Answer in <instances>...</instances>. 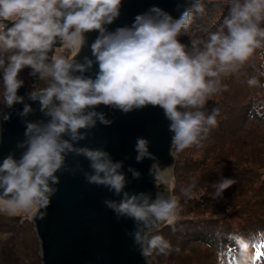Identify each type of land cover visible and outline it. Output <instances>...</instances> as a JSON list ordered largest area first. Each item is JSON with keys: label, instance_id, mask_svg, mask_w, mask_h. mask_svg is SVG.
<instances>
[{"label": "clouds", "instance_id": "obj_1", "mask_svg": "<svg viewBox=\"0 0 264 264\" xmlns=\"http://www.w3.org/2000/svg\"><path fill=\"white\" fill-rule=\"evenodd\" d=\"M121 0H0V103L7 108L22 104L19 113L33 112L24 96L17 94L24 81L20 72L47 81L42 89L26 93L39 103L47 118L26 122L23 149L17 159L12 154L0 162V213L27 214L44 219L51 198L57 192V172L65 170L69 154L89 162V184L107 188L118 200L104 201L117 218L131 219L132 233L143 257L168 256L172 246L156 234L161 224L173 225L180 211V198L158 191L150 194L126 191L127 178L122 162H114L101 149L77 147L97 121L110 125L100 105L128 113L148 105L159 106L170 122L171 148L176 152L192 146L202 147L210 128L217 124L218 107L206 112L209 97L227 90L223 78L239 76L258 49H264V0H230L227 14L206 38L192 41L189 48L178 37L187 35L197 14L204 12L203 0H192L178 19L158 7H151L134 18L131 26L108 31L106 26L120 14ZM10 22L11 26L8 23ZM96 31L91 53L98 65L94 78L84 75L93 60L76 59L86 44V33ZM72 50L71 58L51 54L54 45ZM247 80L250 88L264 87V63ZM10 116L2 114V120ZM135 160H152L149 175L155 184H175L171 167H162L148 151V141L138 138ZM133 179L140 173L129 167ZM222 179L212 185L216 197L234 184ZM193 179L180 189V196L196 195ZM233 245L219 244L217 264H257L256 250L264 243V232L245 238L230 235ZM179 249H176L178 251Z\"/></svg>", "mask_w": 264, "mask_h": 264}, {"label": "water", "instance_id": "obj_2", "mask_svg": "<svg viewBox=\"0 0 264 264\" xmlns=\"http://www.w3.org/2000/svg\"><path fill=\"white\" fill-rule=\"evenodd\" d=\"M192 4V0H121L118 18L106 28L115 31L118 27L131 26L138 14H143L151 7H158L174 19ZM11 26L10 22H6ZM86 44L76 59L83 63L87 57L93 60V66L84 75L93 77L98 72V65L91 53V44L98 33H86ZM59 43L54 45L58 48ZM50 53L49 55H51ZM17 94L24 96L33 112L27 117L19 113L22 104L12 108L3 105L0 113V162L9 154L19 158L23 149L18 145L25 140L26 122L45 120L39 111V103L28 99L27 82ZM96 111L104 114L110 125L97 121L94 128L86 133V139L79 141L77 147L101 149L108 152L114 162H122V171L127 178L126 191L146 193L155 198L158 191L171 194V184H155L149 175L152 160L145 158L138 163L135 145L138 138L148 141V151L156 157L162 167L175 168V158L171 148L172 133L170 122L159 107L148 105L141 109L123 113L118 109L100 105ZM2 114H8V121L2 120ZM66 169L57 172L59 183L54 187L57 192L50 200L44 219L30 221L38 241V257L41 264H150L149 257H143L139 246L135 244L132 233L135 225L131 219L117 218L116 214L106 207L104 201L118 200L107 188L89 184L85 173L90 172L89 162L83 156L69 154ZM131 167L140 173L139 179H133L127 169ZM161 224L159 229L164 226Z\"/></svg>", "mask_w": 264, "mask_h": 264}, {"label": "rangeland", "instance_id": "obj_3", "mask_svg": "<svg viewBox=\"0 0 264 264\" xmlns=\"http://www.w3.org/2000/svg\"><path fill=\"white\" fill-rule=\"evenodd\" d=\"M229 3L230 0H223L221 8L209 16L207 14L205 16L197 14L188 34L179 36V41L190 48L192 41L206 38L207 32L212 31L210 25L219 21L220 16L223 14L222 11L228 8ZM71 53L72 50L62 49L61 47L54 50V54H61L68 58H71ZM262 63H264V51L258 49L252 59L242 67L238 77L228 76L223 78L222 83L227 85V90L209 97L204 106L203 110L206 112L213 107L220 109L217 123L220 122L223 127L227 123V117L237 120L239 128L235 127L233 122L231 123L235 129L231 133V137L228 135L230 130L223 134L219 125L217 133L213 131L212 134L214 142L209 144L210 146L206 148V151L201 152L204 147L202 149L187 148L183 153L184 155L180 158L177 157L180 162L174 156L176 162L173 169L175 184H171V194L179 196L182 204V201L186 199L180 196V189L186 187L194 179L197 184L196 197L203 195L212 198L211 203L204 205L198 204L196 200L185 202L181 205L182 211L179 212L177 219L192 217L193 221L196 222L200 221L202 216L215 218L221 217L222 213L227 215L230 212L236 214L231 219L233 226L241 224V221L238 220L240 217L246 221H243L244 224L250 223V225H253L254 221H252L253 216L251 213H258L264 207V164L254 166L256 157L264 158V108L254 105L264 100V87H244L245 76L251 78L256 75L250 65L254 64L259 68ZM30 73L31 69L25 68L19 74L20 79H26L28 92L34 88L42 89L46 86L47 81L39 80ZM261 83L264 84V78H261ZM0 88H2V78H0ZM246 88L248 92L247 100L244 95ZM233 104H236L237 107ZM2 108L3 104L0 103V113ZM225 108H229L231 112H228ZM212 146H215L214 149L222 146L223 150L212 152ZM172 151L174 155V149ZM205 152H211V154L207 157L203 154ZM205 158L208 165L211 162L209 158H212L214 166L217 168L204 169L200 167L197 168L196 172L191 170V162L204 160ZM182 164H186L187 167L181 169L180 172H176V167L181 168ZM200 165L202 163L197 166ZM247 165L250 167H247ZM221 172H226V179H232L235 183L223 191L222 194L226 195L225 197H216L213 194L214 188L212 185L224 179L219 178ZM232 194H243L242 206L238 202L240 198L238 196L232 197ZM241 212L246 215L243 216ZM183 226L185 224H179V227L182 228ZM177 234L178 238L175 241L170 239L172 235H164V238L170 242L173 251L168 256L153 254L156 257L154 259L149 256L150 264H217L216 247L214 245L209 242L205 245L195 238L181 241L179 238L181 232ZM230 244L233 245L234 243ZM176 249L179 250L176 251ZM38 260V241L35 237L30 216L20 214L10 217L0 213V264H41Z\"/></svg>", "mask_w": 264, "mask_h": 264}, {"label": "trees", "instance_id": "obj_4", "mask_svg": "<svg viewBox=\"0 0 264 264\" xmlns=\"http://www.w3.org/2000/svg\"><path fill=\"white\" fill-rule=\"evenodd\" d=\"M221 3H223V0H203L204 12L201 14H198V15L205 16L207 14L209 16L211 14H214L217 10H219L221 8ZM227 10H228V8L224 9L222 11L223 14L220 16V19L218 22H215V23L210 25L212 31H215L217 25L220 23V21L223 19V17L227 14ZM262 26H264V25H262ZM260 50H262V49H260ZM263 51H264V49H263ZM245 78H246V80H244V87H247L248 86L247 80L250 77H247V75H246ZM247 88L244 91V95H245L246 100H247V95H248ZM219 105L222 107V105L220 103H219ZM233 105H235V107H237L236 104H233ZM254 105L256 107H263L264 108V100L262 102H259L258 104H254ZM225 109L228 110V112H231V110L229 108H225ZM226 122L227 123H225L224 127L221 126L220 122H219L216 124L215 127L210 128V131H209L206 139L202 142V147H196L194 145V146H192V149H195V148L202 149L204 147V149L201 150V152L206 151L207 150L206 148H208L210 146L209 144H212L214 142L213 141L214 137H212V134H213V131L217 133L219 125L221 126V131L223 134L227 133L226 132L227 130H230V132L228 133L229 136L235 130L234 127L231 125L232 122H233L235 127L239 128L237 125V120H235V118H228L227 117ZM263 125H264V123H263ZM211 148H212L211 149L212 152L213 151L220 152L223 150L222 146H218V147H216V149H214L215 146H212ZM240 150H241V148H240ZM185 151L186 150H183L182 152H176L174 149V156L176 158L177 157L180 158L182 155H184L183 153H185ZM188 151H190V150H188ZM242 153H243V151H242ZM203 154L208 157V155L211 154V152H205ZM206 158L204 160L191 162L190 163L191 170L196 172L198 170L197 168H200V167H202L204 169L209 168V167L217 168L216 166H214V161L212 158H209V160H211L209 165L207 164ZM178 162H180L179 159H178ZM199 163H202V165L197 166V165H199ZM175 164H176V162H175ZM260 164H264V158L263 157H256V159L254 161V166H257ZM180 167L181 168L176 167V172H180L181 169L186 168L187 165L182 164ZM247 167H250V166L247 165ZM219 178L226 179V172H221V175ZM221 196L225 197L226 195L222 194ZM231 196L232 197L238 196L240 198V200H238L239 204L243 205V194H241V195L240 194H232ZM194 200H196V202L200 205H204L206 203L212 202V198H210V197L203 196V195L196 197V195H195V197L191 200L182 201V204H184L185 202H188V201L192 202ZM233 202H234V200H233ZM235 203H236V200H235ZM182 204H181V200H180V205H182ZM241 214L243 216L246 215V214H243L242 212H241ZM221 215L223 216V218H221L222 216L221 217H215V218H206V217L202 216L201 220L196 221V222L193 221L192 217H186L183 219L181 217V218L176 219V221L174 222L173 225L166 224L165 226H163L160 230H158V232L156 234L162 235L163 237H164V235L170 234V235H172V238H170V239L175 241L178 238L177 233L181 232V236H179L181 241H186L189 238L192 240L193 238H195L196 240L202 241L204 244H206L207 242H209L210 244L217 242L218 245L219 244L227 245V242L230 241V239H229L230 235H241V236H244L245 238H249V237H255L257 233L264 232V207L260 211H258V213L257 212L251 213V215L253 216L252 221H254L253 225H250V223L244 224L243 221H245V220L244 219L242 220V217L239 216L240 218H238V220L241 221V224L238 225L239 227L233 226L231 219L234 216H236V214H232L229 212L227 215H224V213H222ZM229 219H230V221H229ZM179 224H185V226H183L181 228V227H179ZM260 245H261V243H259V247H260ZM150 257L152 259L156 258L155 255H152ZM32 264H34V263H32Z\"/></svg>", "mask_w": 264, "mask_h": 264}, {"label": "flooded vegetation", "instance_id": "obj_5", "mask_svg": "<svg viewBox=\"0 0 264 264\" xmlns=\"http://www.w3.org/2000/svg\"><path fill=\"white\" fill-rule=\"evenodd\" d=\"M56 49V48H55ZM52 54H54V51H53V53Z\"/></svg>", "mask_w": 264, "mask_h": 264}]
</instances>
